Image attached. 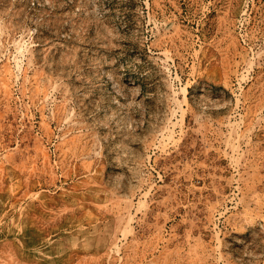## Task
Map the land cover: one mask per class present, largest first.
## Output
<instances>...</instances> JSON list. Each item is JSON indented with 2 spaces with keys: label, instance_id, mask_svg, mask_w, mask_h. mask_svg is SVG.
Listing matches in <instances>:
<instances>
[{
  "label": "rangeland",
  "instance_id": "obj_1",
  "mask_svg": "<svg viewBox=\"0 0 264 264\" xmlns=\"http://www.w3.org/2000/svg\"><path fill=\"white\" fill-rule=\"evenodd\" d=\"M0 264H264V0H0Z\"/></svg>",
  "mask_w": 264,
  "mask_h": 264
}]
</instances>
